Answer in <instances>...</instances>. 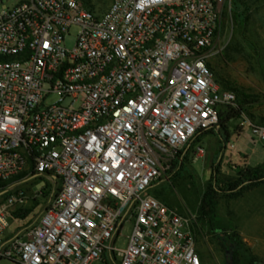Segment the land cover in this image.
Masks as SVG:
<instances>
[{"label":"built area","instance_id":"2783aa9c","mask_svg":"<svg viewBox=\"0 0 264 264\" xmlns=\"http://www.w3.org/2000/svg\"><path fill=\"white\" fill-rule=\"evenodd\" d=\"M231 1L110 0L102 13L89 0H20L0 12V259L206 264L198 216L179 214L150 190L237 108L211 67ZM241 127L264 143V125L245 118ZM34 179L56 191L31 225L33 210L15 214L42 194L27 188ZM13 222L27 223L10 233Z\"/></svg>","mask_w":264,"mask_h":264},{"label":"rangeland","instance_id":"374dc122","mask_svg":"<svg viewBox=\"0 0 264 264\" xmlns=\"http://www.w3.org/2000/svg\"><path fill=\"white\" fill-rule=\"evenodd\" d=\"M19 1L0 0V12L14 7ZM89 3L96 7L99 12L104 13L110 0H89ZM77 32V28L71 30V37L66 42L69 49L74 47ZM214 51L216 54L211 59V67L218 83L222 87L234 91L237 95L244 93L247 96V102L250 103L247 113L239 119H233L229 122L231 143L224 160L226 161L233 143H237L240 147L243 144H247L246 147H249L255 143L264 148V143L253 142L249 130H246L240 139L236 135L237 127H241L245 118L255 124L264 125V0L231 1V5L227 7L223 15ZM56 100L57 97L52 96L49 103H54ZM197 142L198 139L183 149L184 155L180 156L183 167L181 169L176 168L172 170L171 174L164 175L160 180L165 178L167 183L161 188L152 189V194L183 216H188L191 213L197 215L198 224L195 231L197 250L201 258L206 264H228L229 259L222 239L226 238L227 247L231 242H234L235 236H239L232 231L238 225H243L250 232L254 231L255 225H261V222L264 221V187L238 201L228 200L227 197L220 196L212 221L200 218L202 199L212 185V167L217 159L213 162V157L209 153V138L203 144L204 153L198 154L196 152ZM177 158L179 160V157ZM219 162L221 170L222 164L221 161ZM237 173H239L237 169L226 168L224 173L219 175V180L222 182L220 186L225 188L226 182L235 179ZM27 188L33 194L42 192L37 200L33 198L34 195H31L29 205L33 207L31 209L33 212L28 221L34 225L48 205L56 187L46 179H34L28 182ZM27 222H13L9 232L24 230ZM134 226L135 219L129 220L125 224L117 241L119 249H126L129 238L133 234ZM230 231H232L231 234H229ZM241 237L236 238L238 242H242L243 237L242 239ZM254 257L247 254L244 258L241 257L240 264H252L254 260H257ZM0 264L13 263L7 259H0ZM110 264L115 263L110 261Z\"/></svg>","mask_w":264,"mask_h":264},{"label":"crops","instance_id":"0c3cea01","mask_svg":"<svg viewBox=\"0 0 264 264\" xmlns=\"http://www.w3.org/2000/svg\"><path fill=\"white\" fill-rule=\"evenodd\" d=\"M229 127V124H228ZM216 132L219 130V128L214 129ZM249 130L248 128H238L236 129V135L237 138L240 139L244 135L245 131ZM249 133L250 130H249ZM229 134H230V129H229ZM252 137V134H250ZM209 138L210 140V148H209V153L213 157V162L215 159H217L220 155L221 158H219V161H221L222 164V169H221V174L224 173L226 168L232 167L233 169L239 170V173L241 171H244L246 169L252 168V169H257V168H264V148L257 146L255 143L254 145H250L249 147H246L247 144H243L242 147L240 145H237V143H233L232 149L230 150L229 156L226 161V154L228 150V146L231 143V135L229 137V140L226 144L223 143L222 137L218 134H209L206 136H200L198 137V144H201L203 146L205 140ZM253 139V142H256V140ZM257 143V142H256ZM196 145V146H197ZM195 146V149H196ZM230 165V167H229ZM230 170V169H228ZM230 172V171H229ZM235 176V179L229 180L234 181L238 179V175ZM166 176V175H165ZM167 183L166 179H162L159 181V183L155 184L152 189H158L164 186ZM222 184V182H221ZM264 187V183L262 184H257L254 186H248L244 189L242 194L239 197L235 198H228V200H240L244 199L246 196L248 197L252 193H255L258 189ZM152 189L150 190V193L152 194ZM162 201V200H161ZM164 202V201H162ZM167 204L166 202H164ZM168 205V204H167ZM264 215V214H263ZM262 215V216H263ZM29 219V218H27ZM256 229V230H255ZM233 232L237 233L239 237L242 239V244H243V249L241 251V257L244 258L247 254L255 256L254 258L257 259L260 262H264V221L261 222V225L257 224L254 226V231L250 232L248 229H246L243 225L237 226L235 230H232ZM229 234H231V232Z\"/></svg>","mask_w":264,"mask_h":264},{"label":"trees","instance_id":"16d2710c","mask_svg":"<svg viewBox=\"0 0 264 264\" xmlns=\"http://www.w3.org/2000/svg\"><path fill=\"white\" fill-rule=\"evenodd\" d=\"M240 17L243 18V16H240ZM224 89H227V88H224ZM249 105L250 103L247 102V96L244 95V93H239L237 95V108H233L229 111H226V113L222 115L221 123L219 125V130L217 132L214 129L204 130L200 133V136L204 137L209 134L218 133L222 137L223 143L226 144L230 137L229 127H228L229 122L233 119H239L243 114L247 113V109ZM181 155H184V150L180 152L178 156L179 160L177 158L176 160L172 162L171 169L168 170L167 175L171 174L173 172L172 170H175L176 168L181 169L183 167V164L181 163L182 160L180 159ZM220 167L221 166H220L219 157H218L212 167L213 168L212 185L205 192L204 197L202 199V204L200 207V218L209 219L210 222L212 221L216 213L217 201L220 196H225L228 198L239 197L246 187L264 183V168H257V169L249 168L244 171H241L238 175V179L234 181L226 182L225 184L226 187L223 188L220 186L221 182L219 180V175L221 174ZM6 187H7V184L0 183V188L2 190L5 189ZM31 211L32 210H29V211H26L25 213L17 212L15 216L26 218L29 216ZM236 238L238 239L239 236H235V239H234V245L237 246V252L235 253V257L237 260V264H239L240 257H241V251L243 249V244L240 241L238 242ZM222 244L226 248V238L222 239ZM254 261L259 262L257 260H254ZM259 263L262 264L261 262Z\"/></svg>","mask_w":264,"mask_h":264},{"label":"flooded vegetation","instance_id":"af4514ba","mask_svg":"<svg viewBox=\"0 0 264 264\" xmlns=\"http://www.w3.org/2000/svg\"><path fill=\"white\" fill-rule=\"evenodd\" d=\"M237 252V246L234 245V242H231L229 245L226 247V255L228 256L229 263L228 264H237V260L235 257V253ZM241 257H240V263H241ZM260 262V261H259ZM259 262H253L252 264H260ZM239 263V264H240ZM264 264V262H261Z\"/></svg>","mask_w":264,"mask_h":264}]
</instances>
